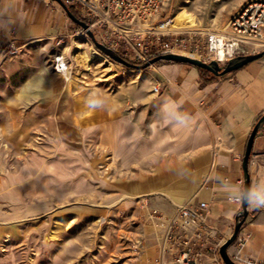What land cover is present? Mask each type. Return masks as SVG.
Wrapping results in <instances>:
<instances>
[{"label":"crops","instance_id":"1","mask_svg":"<svg viewBox=\"0 0 264 264\" xmlns=\"http://www.w3.org/2000/svg\"><path fill=\"white\" fill-rule=\"evenodd\" d=\"M70 25L52 0H0V50L53 41L61 46ZM150 67L155 72L151 83L146 81L138 94L130 87L128 99L65 101L71 108L56 126L59 140H54L52 156L22 166L16 177L2 176L0 199H28L38 207L42 201L56 207L80 200L138 205L147 223L139 264H171V255L162 254L159 244L177 206L206 202L212 240L230 237L241 204L228 198L234 187L243 188L246 141L264 113V56L220 76L184 62L162 60ZM169 102L192 117L187 126L163 119ZM52 116L45 120L54 121ZM247 169L250 183H264V129L254 137ZM152 209L167 220L154 222ZM181 222L193 227L188 219ZM10 228L7 211L0 209V244ZM227 251L235 261L264 259V207H248ZM0 264L8 261L0 259Z\"/></svg>","mask_w":264,"mask_h":264},{"label":"rangeland","instance_id":"2","mask_svg":"<svg viewBox=\"0 0 264 264\" xmlns=\"http://www.w3.org/2000/svg\"><path fill=\"white\" fill-rule=\"evenodd\" d=\"M247 1L163 0L157 20L195 29L201 39L199 54L209 61L204 33L220 29ZM70 27L58 47L53 41L0 50V178L16 177L22 166L50 159L54 140L59 138L56 126L62 124L61 114L71 108L65 101L128 99L130 87L138 94L155 75L150 66L131 68L110 59L86 32L80 33L79 25L71 21ZM93 49L112 64L95 58ZM56 55H63L68 62L66 77L52 70ZM81 65L89 68L78 73ZM50 100L56 104L49 107ZM48 115H54V121L45 120ZM0 209L7 211L11 227L0 244V259L8 264L140 263L147 223L138 205L80 200L56 207L42 201L38 207L28 199L24 203L0 199ZM23 211L26 215L17 217Z\"/></svg>","mask_w":264,"mask_h":264},{"label":"built area","instance_id":"3","mask_svg":"<svg viewBox=\"0 0 264 264\" xmlns=\"http://www.w3.org/2000/svg\"><path fill=\"white\" fill-rule=\"evenodd\" d=\"M61 1L88 24L98 42L129 62L141 64L167 53L195 55L202 59L199 54L201 39L195 29H181L157 20L163 0ZM84 32L86 30L81 28L80 33ZM204 34L209 58H217L220 50L223 53V60L215 59L219 63L237 55L257 52L264 48V0L243 3L220 29ZM53 66L65 76L62 70L67 71L68 62L63 55L55 56ZM158 88L156 84L152 90L156 92ZM176 210V217L168 220L159 244L162 254L168 252L171 255V264H226L219 253L224 241L212 240L207 203L200 201L196 205H181ZM149 218L156 223L166 219L156 209L149 212ZM182 219H188L193 227L187 228ZM245 241V237L244 241L240 240L239 247ZM235 262L264 264V259L244 256Z\"/></svg>","mask_w":264,"mask_h":264},{"label":"water","instance_id":"4","mask_svg":"<svg viewBox=\"0 0 264 264\" xmlns=\"http://www.w3.org/2000/svg\"><path fill=\"white\" fill-rule=\"evenodd\" d=\"M56 1L64 10L66 15L71 19L72 22L76 23L79 25L81 28L86 30V33L89 35L91 38L94 46L102 52L105 56L109 57L110 59L125 65L127 67L131 68H137V69H144L147 68L148 66L158 62V61H175V62H184V63H189L192 64L198 68L205 69L208 72H210L213 75L220 76L223 74H226L228 72H231L233 70H236L243 65H246L247 63L256 60L260 58L261 56H264V50L255 52V53H248V54H243V55H237L235 57L227 59L226 63L220 64L217 62L215 59H210L209 61H204L198 57H192L189 55L185 54H179V53H167L163 55H157L152 57L149 61H146L141 64H136L129 62L125 58L121 57L119 54L111 50L110 48L106 47L102 43L98 42L94 35L93 32L88 28V24L76 17L72 11L65 6L61 0H54ZM264 129V113H262L258 119L256 120L255 124L253 125L249 136L246 141L245 145V151L244 155L242 158V171H243V186H247L250 184L249 180V173L247 169V164H248V159L250 156V151L252 148L253 140L254 137L262 130ZM248 214V206L246 204H241V207L239 211L237 212L235 216V223H234V229L230 237H228L221 245L219 248V253L224 260L226 264H239L235 262L230 255L228 254L227 248L228 246L234 241L236 234L245 220L246 216Z\"/></svg>","mask_w":264,"mask_h":264},{"label":"clouds","instance_id":"5","mask_svg":"<svg viewBox=\"0 0 264 264\" xmlns=\"http://www.w3.org/2000/svg\"><path fill=\"white\" fill-rule=\"evenodd\" d=\"M162 117L167 123L178 128L187 126L192 119L188 114L180 112L179 104L175 102L164 105ZM232 192L233 195L230 197L232 203L246 204L253 208L264 207V183L260 181L243 186L242 189L234 187Z\"/></svg>","mask_w":264,"mask_h":264},{"label":"bare ground","instance_id":"6","mask_svg":"<svg viewBox=\"0 0 264 264\" xmlns=\"http://www.w3.org/2000/svg\"><path fill=\"white\" fill-rule=\"evenodd\" d=\"M71 52H72V50H71ZM70 52V56H71V53ZM92 54H93V56L95 57V58H99V59H103L104 61H106V62H108V63H111L105 56H103L99 51H97L96 49H93V51H92ZM1 58V57H0ZM217 61H221V60H223L224 59V57H223V53L221 52V50L219 51V54H218V57L217 58H215ZM112 64V63H111ZM110 64V65H111ZM78 65V64H77ZM63 66L64 67H66L67 68V65L64 63L63 64ZM79 67H81V70H79L80 68H78V73L79 72H84V70H86V69H88L89 68V66H84V65H81V66H79ZM73 68V67H72ZM75 68V67H74ZM76 69H77V67H76ZM76 69H75V71H76ZM62 72H63V74L65 75V76H67V71L66 70H62Z\"/></svg>","mask_w":264,"mask_h":264},{"label":"trees","instance_id":"7","mask_svg":"<svg viewBox=\"0 0 264 264\" xmlns=\"http://www.w3.org/2000/svg\"><path fill=\"white\" fill-rule=\"evenodd\" d=\"M158 62H161V61H158ZM201 70L204 71V72L206 71L205 69H201ZM206 72H207V71H206Z\"/></svg>","mask_w":264,"mask_h":264}]
</instances>
